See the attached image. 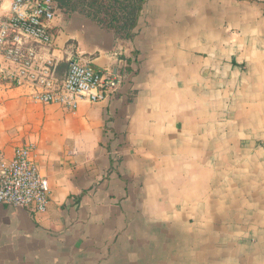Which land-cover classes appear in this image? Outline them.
I'll return each mask as SVG.
<instances>
[{"label": "crops", "instance_id": "0c3cea01", "mask_svg": "<svg viewBox=\"0 0 264 264\" xmlns=\"http://www.w3.org/2000/svg\"><path fill=\"white\" fill-rule=\"evenodd\" d=\"M51 32L61 77L121 84L73 112L0 81V155L33 145L51 193L0 203V264H264V0H145L132 38L60 7Z\"/></svg>", "mask_w": 264, "mask_h": 264}, {"label": "built area", "instance_id": "2783aa9c", "mask_svg": "<svg viewBox=\"0 0 264 264\" xmlns=\"http://www.w3.org/2000/svg\"><path fill=\"white\" fill-rule=\"evenodd\" d=\"M6 0H0V9ZM0 15V81L28 86L36 103L60 104L75 112L79 102H100L114 95L121 77L111 69H96L74 61L65 76L44 50L55 44L51 32L59 15L57 0H9ZM33 145L16 147L11 159L0 155V203L45 213L51 201L48 179L33 158Z\"/></svg>", "mask_w": 264, "mask_h": 264}, {"label": "trees", "instance_id": "16d2710c", "mask_svg": "<svg viewBox=\"0 0 264 264\" xmlns=\"http://www.w3.org/2000/svg\"><path fill=\"white\" fill-rule=\"evenodd\" d=\"M61 8L82 7L89 17L104 22L117 34L132 38L145 0H57Z\"/></svg>", "mask_w": 264, "mask_h": 264}]
</instances>
